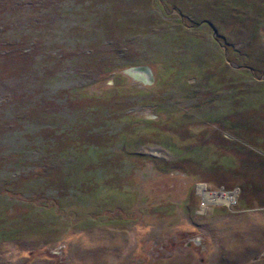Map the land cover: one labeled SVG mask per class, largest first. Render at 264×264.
Instances as JSON below:
<instances>
[{
	"label": "rangeland",
	"instance_id": "rangeland-1",
	"mask_svg": "<svg viewBox=\"0 0 264 264\" xmlns=\"http://www.w3.org/2000/svg\"><path fill=\"white\" fill-rule=\"evenodd\" d=\"M0 264H264V0H0Z\"/></svg>",
	"mask_w": 264,
	"mask_h": 264
},
{
	"label": "built area",
	"instance_id": "built-area-1",
	"mask_svg": "<svg viewBox=\"0 0 264 264\" xmlns=\"http://www.w3.org/2000/svg\"><path fill=\"white\" fill-rule=\"evenodd\" d=\"M239 189H227L224 186H220L216 189L211 188L207 182H196V195H198L201 198V205L199 209V213L204 214L206 213L207 209L212 205L216 203H222L220 201H216V197H225L226 200H222V204L226 205H232L237 202L238 196H239ZM204 213H203V212Z\"/></svg>",
	"mask_w": 264,
	"mask_h": 264
},
{
	"label": "bare ground",
	"instance_id": "bare-ground-1",
	"mask_svg": "<svg viewBox=\"0 0 264 264\" xmlns=\"http://www.w3.org/2000/svg\"><path fill=\"white\" fill-rule=\"evenodd\" d=\"M133 70V69H132ZM144 71V73L147 75V76H150V69H147V68H144L142 69ZM139 72V71H138ZM220 197V196H219ZM218 198V197H217Z\"/></svg>",
	"mask_w": 264,
	"mask_h": 264
}]
</instances>
